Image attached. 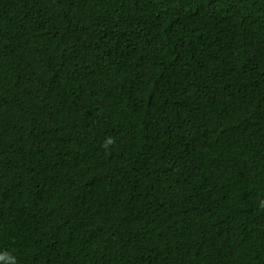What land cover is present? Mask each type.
Segmentation results:
<instances>
[{"label":"trees","instance_id":"trees-1","mask_svg":"<svg viewBox=\"0 0 264 264\" xmlns=\"http://www.w3.org/2000/svg\"><path fill=\"white\" fill-rule=\"evenodd\" d=\"M0 264H264V0H0Z\"/></svg>","mask_w":264,"mask_h":264}]
</instances>
